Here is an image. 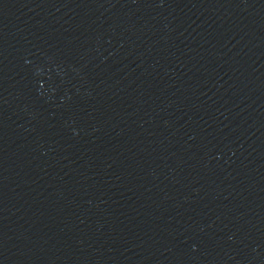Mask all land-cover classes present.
Listing matches in <instances>:
<instances>
[{
	"label": "water",
	"instance_id": "1",
	"mask_svg": "<svg viewBox=\"0 0 264 264\" xmlns=\"http://www.w3.org/2000/svg\"><path fill=\"white\" fill-rule=\"evenodd\" d=\"M0 264H264V0H0Z\"/></svg>",
	"mask_w": 264,
	"mask_h": 264
}]
</instances>
